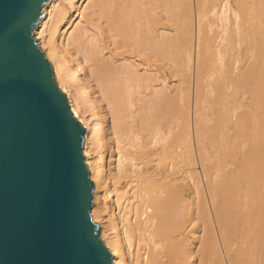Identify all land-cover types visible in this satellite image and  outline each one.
Wrapping results in <instances>:
<instances>
[{
	"label": "bare ground",
	"instance_id": "6f19581e",
	"mask_svg": "<svg viewBox=\"0 0 264 264\" xmlns=\"http://www.w3.org/2000/svg\"><path fill=\"white\" fill-rule=\"evenodd\" d=\"M263 3L264 1L262 5H264ZM260 6L261 1L259 0H52L50 3L44 5L43 11L45 14L35 27L34 34L39 41L41 49L52 64L57 85L66 94L73 114L86 129L84 147L85 160L90 171L91 180L95 184L93 191L94 206L92 208V218L101 225L100 236L105 246L113 253L114 264H226L227 261H223L221 255L218 257L216 252L218 239L210 210H208L209 206L206 207L204 205L205 207H203V205H201L202 201L203 204L207 202L204 203L205 200L201 195L200 185L198 184L201 182L198 180L200 173L196 168L197 159L194 156L195 153L192 151V147L194 148V146H192V138H199L197 135V137H195V134L199 131L195 132V129H192L190 132L192 134L189 133L190 135L188 134L190 130L188 132L186 131L187 133L184 132V134L188 135L187 138H190V140L186 138L188 142H183L180 131L185 128L186 123V126L188 124L190 125V123H188L189 118L187 120L186 117L185 124L182 125V122H179L177 114H174L175 117H169L168 104L171 102L168 100L170 98L167 93V72L169 73L168 67L170 63L174 65L177 70L172 72H179L178 77H184L185 75L180 76V74L183 75L185 71H189L188 68L190 65L194 67L193 64L195 63L196 66L194 69L196 74L201 72L204 66L207 65L208 67L210 62L213 65V59L216 60L215 58H217L216 61L221 63L224 51L227 50L226 48L232 45V48L236 51L237 45L242 44L243 37H249V29H246L248 24L253 22L252 26L255 24L257 27V24L263 22L260 21L261 19L259 18L261 14L257 13L255 15V12L261 11H259ZM261 18L263 19L264 17L261 15ZM256 19H259L258 22ZM254 20L256 21L255 23ZM212 28H215V31H213ZM252 28H250V30ZM254 29L257 30L255 27ZM257 33H259V29ZM252 40L253 36L251 38V41ZM252 42L254 44L257 43V46L260 45L259 41L254 42L253 40ZM250 44L252 43L250 42ZM262 44L264 43L262 42ZM255 50L256 49H254L253 53H256ZM259 50L261 52V49ZM231 52H229V54H231ZM262 52L264 51L262 50ZM232 53H234V51ZM225 54L224 56H226ZM248 56L250 57V55ZM232 58L233 57H231V61ZM256 59H258V57ZM256 61L257 60L254 62ZM258 63L261 64L257 61V64ZM209 68H211V66H209ZM253 68L256 70L258 69L257 66ZM218 69L215 68L217 71ZM191 70L192 69H190V72ZM215 70L213 68L211 71L216 73ZM231 70L230 72L229 70L226 71L229 72V74L227 73L228 75L225 74L230 76ZM236 70L238 71L237 68ZM249 70L250 69H248V71ZM206 71L208 70L206 69ZM219 71H221V69ZM251 71L247 74V69L245 68L244 73L247 75H243L242 78H240L239 85L244 84L245 81L248 80V75L249 79L252 78L250 75H254V73H250ZM191 73L192 77L189 75V78L193 79V71ZM232 73L234 74L235 72ZM256 73L254 76H257ZM196 74L195 76H197ZM175 75L177 77L178 74ZM211 75L214 77L213 73H211ZM263 75L264 74L260 76L263 77ZM199 76L198 78L195 77V80H193L195 83L198 82L195 84V88H199L201 81L203 82L205 79L204 77L199 83L198 79H201ZM234 76L236 77V75ZM206 79H209V77ZM233 79L234 78H232V80L230 79L228 82L232 83ZM188 81L192 80L188 79ZM204 83H207V81H204ZM204 83L203 85L205 86ZM262 84L264 85V83L261 82V85ZM189 85L190 84H188V86ZM197 85L199 86L197 87ZM196 91L200 92L198 89L195 90V92ZM235 91L238 92V90ZM256 92H258V90ZM197 95L199 96V93ZM231 97L233 98V96ZM186 100L190 102L189 99ZM254 100L256 101V99ZM260 100H262V97ZM257 102L259 101L257 100ZM238 103L242 104L240 102ZM183 106L185 107V104ZM188 107L186 109H188ZM238 108L240 107L238 106ZM189 111L191 110L189 109ZM251 111L250 109V112ZM257 111H259V109H257ZM186 112L183 113L182 117L186 115ZM227 112H229L228 109ZM192 113H194L193 115L196 114V112L193 111ZM261 113L262 112H260V116L262 117ZM222 114L223 113H221V115ZM226 115H222V117L226 118ZM230 118L231 116L226 118L229 120L228 124L224 121L226 125H230L232 120H230ZM183 119L181 120L183 121ZM236 119L238 118L236 117ZM246 120L250 119L244 116L243 121ZM237 121L239 122V119ZM238 122L236 123L235 121L236 126L237 124L239 125ZM243 124L245 125V123ZM243 124L240 123L241 127ZM181 125L182 128H180ZM254 126L256 128V125ZM190 127L191 126H189V129ZM186 128L185 130H187ZM217 129H219V127ZM205 134L207 133L205 132ZM196 143L199 145L201 144V142ZM232 143L234 144V142ZM226 147L228 148V146ZM232 148H234V146ZM201 155L202 154H200V156ZM235 156L238 158L237 154ZM251 160H255L254 162H256V159L253 160L252 158ZM219 164L218 169L222 168ZM237 165L239 166V164ZM249 165H251V163ZM215 166L214 168L213 166L211 167L213 171L216 169ZM243 167L245 168L246 166ZM262 167H260V169ZM250 168L252 169V166H250ZM218 169L214 171V173L217 172L219 174L220 170L218 171ZM248 169L249 168H247V170ZM260 169L259 171L262 176L258 173V175H260V177L258 176L260 180L258 177L256 180H258V184H260L259 181H263V183L258 185V187L254 183L255 181L253 182L258 188L264 186V173L261 172L262 169ZM247 173L248 172H246V174ZM255 173H253L254 176H257ZM223 176L221 175L222 178ZM219 177L217 176V180H220V182H216L221 183L222 178L220 179ZM235 177L238 178V176ZM261 178L263 180H261ZM212 179L213 178H211L210 181ZM250 179H252V177ZM249 180L247 181L249 182ZM253 180H250V182ZM219 183H215V185ZM230 184L231 187L233 184L232 182ZM226 185L227 184L223 186ZM230 187L228 186V188ZM233 187H237V185H233ZM235 189L233 188V190ZM208 190L210 191L211 189ZM216 190H214V193H211L212 195L214 194L215 199L217 198V194L215 195ZM229 190L232 189L230 188ZM237 190H239V187ZM259 190V192L255 193H259L258 195H260V192L262 193L263 191L262 195L264 196V190H261V188ZM227 192H225L226 198L227 195L229 196ZM200 197L202 198L201 204L199 202L201 200ZM210 197L213 198L212 196ZM261 199H263V197ZM216 200L218 201V198ZM217 201L213 199L212 202L216 203ZM220 201L223 202V200ZM220 201L219 205L223 206L225 201L222 205ZM261 201L262 200H260V204ZM250 202L251 201H249V203ZM216 204H218V202ZM232 204H230L231 207L238 203ZM251 204L248 205L252 207ZM220 206H218V209ZM261 206L262 204L259 207ZM215 208H217V206ZM224 208H220L219 210ZM245 209L248 208H244V210ZM258 209L259 208H257V210ZM261 209L263 210V208ZM217 211L218 210H216L215 213L218 215L219 212L217 213ZM226 211H228L227 208ZM230 211L229 214L231 213ZM248 211L246 210V212ZM250 212H248V216L246 215L247 218L249 221L250 219L255 220L252 221L253 223L251 225H248L252 227V225L256 223L258 227L256 231H259V228L262 227H260L262 221L264 222V216H259V214L257 217H254L255 214L252 215L253 212ZM234 213L236 212L233 211V214ZM249 214H251L252 217ZM218 217L222 216L218 215ZM218 217L216 216L217 219ZM224 220L225 218H223V221ZM231 220L233 221V219ZM241 220L242 219H240V221ZM243 221L241 222L244 223ZM245 224L244 227L246 228L247 225L245 226ZM222 225L223 224H221V226ZM223 226H225V224ZM241 226H243V224ZM227 227L229 228L232 226ZM219 229L221 230L222 228L219 227ZM225 229L226 227L222 230L224 231ZM252 229L254 230V227H252ZM222 230L220 231L221 235L222 233L226 234V230L225 232H222ZM229 232L232 236L233 233H231V231ZM260 232H263V230L261 231L260 229ZM219 233L218 235L220 236ZM224 234L222 236L225 237H222L223 239L220 240L224 241L226 247L231 246V244L229 245L230 241L227 240L229 237ZM256 234H258V232ZM243 235L244 234H242V236ZM260 235L262 234L260 233ZM245 236H247V234ZM260 239L264 240V237ZM260 239H258V243ZM239 241L241 242V240ZM252 242H254V240ZM263 242H260V244L264 245ZM256 246L254 248H256ZM259 246L260 245H258V247ZM222 247L225 246L222 245ZM229 248L230 247L227 248L228 251H225L228 255L225 256L229 258H227L229 264L247 263L246 261L242 263L239 258V255L242 253H239L238 250L239 255L234 254L238 257H235L236 259L233 258L234 256L229 254L233 251L229 252ZM257 250L260 252L259 250L263 249L260 248ZM258 252L256 251L254 254L252 252V256L255 257V254L257 255ZM218 254H220V252ZM250 254L251 252H249L247 258L249 257L251 259L252 256H250ZM262 254H264V252H262ZM257 258L259 259L260 257ZM258 261H255L254 258L251 264H258ZM262 262V264H264V261Z\"/></svg>",
	"mask_w": 264,
	"mask_h": 264
},
{
	"label": "water",
	"instance_id": "95a60500",
	"mask_svg": "<svg viewBox=\"0 0 264 264\" xmlns=\"http://www.w3.org/2000/svg\"><path fill=\"white\" fill-rule=\"evenodd\" d=\"M52 0H0V264H114L92 219L85 127L35 27Z\"/></svg>",
	"mask_w": 264,
	"mask_h": 264
},
{
	"label": "rangeland",
	"instance_id": "374dc122",
	"mask_svg": "<svg viewBox=\"0 0 264 264\" xmlns=\"http://www.w3.org/2000/svg\"><path fill=\"white\" fill-rule=\"evenodd\" d=\"M259 1H261V6L263 7H261L260 6V8H259V11L260 12H255V15L258 13V14H261L263 17H264V5H262V2L264 1V0H259ZM264 4V3H263ZM262 8V9H261ZM261 15H260V21H263V22H260L259 24H257L258 26L256 27V25L254 26L257 30L259 29V33H257V30H255L254 29V27L252 26V23L251 24H248L247 25V27H246V29H249V34H247V35H249V37H245V38H247L252 44H250V42L247 40V39H245L244 37H243V40H242V44H239V45H237V48H236V51H235V49H233L232 48V45L230 46V47H228V48H226L227 50H225L224 51V54L225 53H227V54H225L226 56H224V54H223V59H222V61H224V62H222L221 61V63H219L218 61H216L217 60V58H215L216 60H214L213 59V65L211 64V62H210V65H208V67H207V65L206 66H204L203 68H202V70H201V72H198L197 74H196V72H195V69H194V67L196 66V63L195 64H193L194 65V67L192 66V65H190V67L188 68L189 69V71L187 70V72L185 71V73L183 74V75H181L180 74V76H184V77H178L179 76V72H174L175 74H178L177 75V77H176V75L172 72V71H177L176 70V67L174 66V65H172L171 63L169 64V67H168V71H169V73L167 72V81H166V84H167V93H168V96H169V98L170 99H168V100H170V102L171 103H169L168 104V112H169V117H172V116H174L175 117V115L177 114L178 115V117H179V122H182L181 124L183 125V124H185V120L187 119L188 120V118H189V122L188 123H190V125L188 124L187 126H186V124H185V128L187 129V130H185V128H183L182 129V131H180L181 132V139L183 140V142H188L187 141V136L188 135H186V134H184V132H188L189 130V132H188V134L191 132V130L192 129H195V132L197 131H199L198 133H196L195 134V137H197V136H199V138L197 137V139H193L192 138V146H194V148L192 147V151H194L193 153H195L194 154V156L196 157V162H197V166H196V168L198 169V172L200 173V176L198 177V180H200L201 182L200 183H202V184H200V183H198L199 185V187H200V190H201V195L203 196H201L200 194V196L205 200L204 201V203L205 202H207L206 204H203V201H202V198L200 197V204H201V201H202V204L201 205H203V207H207V206H209V208H208V210H210V213H211V218H212V221H213V223H214V226H215V230H216V235H217V239H218V247L216 248V252H217V255H218V257H219V255H221V257L223 258V261H227L226 262V264H229V261L227 260V258L228 257H226L225 255H227V253L225 252V251H228L227 250V248L228 247H230L229 248V252L231 251H233L232 253H229V254H231L232 256H234L233 258H235V257H238V256H236V255H239L238 254V251H239V253H242V254H240L239 256V258H240V260L242 261V263L244 262L245 263V261L247 262V263H249V264H251V262L253 261V259L255 258V261H258V260H260V261H258L257 263L258 264H262L263 262L262 261H264V260H262V259H264V254H262V252H264V248H262V247H264V245H262V244H260V242L262 243L264 240H261L260 238L261 237H264V234H263V232H264V222L262 221V224L260 225V227L261 228H259V231L257 230L256 231V229H258V227H257V224L255 223V225H252V227H254V230L252 229V227L251 226H249V225H251L253 222L252 221H254V220H252V219H250V221H249V219L247 218V216H248V212H250V213H252V215H254V217L256 216H258L259 214V216H264V196L262 195V193H263V191H262V193L260 192V195H258L259 193H255V192H259L260 190V188H261V190L263 189L264 190V186H262V187H260V188H258L259 186L258 185H261V183H263V181H259L260 182V184H258V180H256V178L259 176L260 177V175L262 176V174L260 173V171H259V169H260V167H262L263 166V158H264V146H263V144H264V141H263V137H264V130H262V129H264V115H263V113H264V85L262 86L261 85V82L262 83H264V75H263V77L262 76H260V75H262V74H264V71H263V69H264V59H263V57H264V52H262V50L264 51V44H262V42L264 43V18L262 19L261 18ZM257 20V22H258V20L259 19H256ZM256 21L254 20V23H255ZM259 25H260V27H259ZM262 25V26H261ZM250 26H252V27H250ZM248 27H250V28H252L251 30H250V28H248ZM216 28V27H215ZM215 28H212V30L213 31H215L214 29ZM263 28V29H262ZM216 29H218V28H216ZM262 29V30H261ZM218 31V30H217ZM216 31V32H217ZM247 32V31H246ZM252 33H253V35H252ZM256 35H257V37H256ZM34 36H35V34H34ZM251 36V37H250ZM252 36H253V40H254V42H257V41H259V43H260V45L262 44L263 45V47H262V45L260 46L259 44V46H257V43L256 44H254L252 41H251V38H252ZM260 36V37H259ZM256 37V38H255ZM36 38V37H35ZM37 40V39H36ZM245 40H247V41H245ZM37 42H38V44H39V41L37 40ZM245 42V43H244ZM247 42V43H246ZM244 43V44H243ZM40 46V45H39ZM238 47H239V49H238ZM262 47V48H261ZM254 49H256L255 51H256V53L254 52L253 53V51H254ZM259 49H261V52H260V50ZM230 50V51H229ZM234 51V53H232L233 51ZM258 50H259V52H258ZM43 51V50H42ZM231 52V54H229V52ZM249 52V53H248ZM43 53H44V51H43ZM247 53V54H246ZM253 53V54H252ZM45 54V53H44ZM233 54V55H232ZM255 54V55H254ZM228 55V56H227ZM230 55V56H229ZM248 55H250V57L248 56ZM46 56V55H45ZM244 56H245V58H244ZM254 56V57H253ZM256 56V57H255ZM259 56H260V58H259ZM227 57V58H226ZM231 57H233L232 58V61H231ZM239 57V58H238ZM258 57V59H256ZM262 57V58H261ZM47 58V57H46ZM249 58V59H248ZM48 59V58H47ZM230 61H229V60ZM235 59H236V61H235ZM241 59V60H240ZM253 59V60H252ZM238 60V61H237ZM255 60H257V61H259L261 64H257V61L256 62H254ZM263 60V61H262ZM49 61V60H48ZM234 61V62H233ZM50 62V61H49ZM226 62V63H225ZM236 62V63H235ZM51 63V62H50ZM218 63V64H217ZM232 63H233V65H232ZM240 63V64H239ZM257 64V65H255V64ZM216 64H217V66L219 67V69H218V67L216 66ZM236 64V65H235ZM253 66V67H256L257 66V70L255 69V68H253L251 65ZM223 65H224V67H223ZM258 65H260V66H258ZM171 66V67H170ZM192 66V67H191ZM209 66H211V68H209ZM220 66H222V67H220ZM231 66H232V68H231ZM245 66V67H244ZM207 67V68H206ZM228 68V69H226V68ZM260 67V68H259ZM170 68V69H169ZM175 70H174V69ZM213 68H214V70H215V68L216 69H218V71L217 70H215L216 71V73L214 72V71H211V70H213ZM230 68V69H229ZM236 68L238 69V71L236 70ZM242 68V69H241ZM245 68L247 69V74H249L248 72L249 71H251L250 73H254V75H255V73H256V71H257V76H254L253 74L252 75H250V77H252V78H250L249 79V75H248V77H247V79L248 80H246L247 81V83H246V81H245V83L244 84H242V85H239V81H240V78H242V76L243 75H247L246 73H244L245 72ZM173 69V70H172ZM190 69H192L191 70V72L193 71V79L192 78H189V75H190V77H192L191 76V72H190ZM206 69L208 70V71H206ZM209 69H210V71H209ZM221 69V71H223V72H221V71H219ZM223 69V70H222ZM232 69V70H231ZM248 69H250L249 71H248ZM225 70V71H224ZM229 70V72H230V70L232 71V72H235L234 74L231 72L230 74V76H227L228 74H229V72H226V71H228ZM234 70V71H233ZM236 70V71H235ZM244 70V71H243ZM254 70H255V72H254ZM206 71V72H205ZM243 73H242V72ZM210 72V73H209ZM217 72H218V74H217ZM241 72V73H240ZM199 73H200V76H199ZM204 73H206V74H204ZM211 73H213L214 74V77L211 75ZM220 73H222V74H220ZM227 75H226V74ZM261 73V74H260ZM174 74V75H173ZM188 74V75H187ZM195 74L197 75V76H195ZM203 74H204V76H203ZM208 74V75H207ZM217 74V75H216ZM224 74V75H223ZM239 74V75H238ZM206 75H207V77H206ZM223 77H222V76ZM233 75V76H232ZM234 75H236V77L234 76ZM173 76V77H172ZM198 76L201 78V79H198L199 80V83H200V81L202 80V79H204V77H205V79H204V81L206 82L207 81V83H204V81L202 82L201 81V85L203 86H201L200 84V86L199 85H197V87L199 86V88H195L196 86H195V84H197L198 82H197V80H196V82L197 83H195V81L193 82V80H195V77H197L198 78ZM203 76V77H202ZM221 76V77H220ZM239 76V77H238ZM253 76H254V78H253ZM259 76V77H258ZM209 77V79H206V78H208ZM226 77V78H225ZM227 77H229L231 80H232V78H236L235 80L233 79V82L232 83H230V82H228V81H230V79L229 78H227ZM257 77V78H256ZM260 77H262V78H260ZM190 80H192V81H188V79ZM196 78V79H197ZM211 78V79H210ZM224 78H225V80H224ZM239 78V79H238ZM182 81H181V80ZM237 79H238V81H237ZM257 79V80H256ZM224 80V81H223ZM227 80V81H226ZM188 81V82H187ZM251 81V82H250ZM258 81H259V83H258ZM227 82V83H226ZM235 82V83H234ZM187 83V84H186ZM203 83L205 84V86L203 85ZM238 83V84H237ZM248 83H250L251 84V86H250V84H248ZM252 83H254V84H252ZM188 84H190L189 86H188ZM260 84V85H259ZM181 85V86H180ZM246 86V87H245ZM59 87V86H58ZM229 87H230V89H229ZM249 87V88H248ZM252 87H254V88H252ZM60 88V87H59ZM178 88V89H177ZM187 88H188V90H187ZM202 88V89H201ZM200 90V92L198 91H196L195 92V90ZM249 89H250V92H249ZM191 91V94H190V91ZM229 90V91H228ZM235 90H238V92L237 91H235ZM248 90V91H247ZM258 90V92H256ZM233 91H235V92H233ZM241 91H243V92H241ZM254 91V92H253ZM187 92H189V93H187ZM241 92V93H240ZM199 93V96L197 95ZM230 93H232V94H230ZM235 93H237V94H235ZM260 93V94H259ZM185 94V95H184ZM242 94V95H241ZM196 95H197V99H196ZM233 96V98L231 97V96ZM177 96V97H176ZM180 96V97H179ZM190 96H191V98H190ZM238 98V100H237V98ZM184 97V98H183ZM257 97H258V99H257ZM262 97V100H260V98ZM174 98H176V99H174ZM179 98V99H178ZM181 98V99H180ZM189 99L190 100V102L188 101V100H186V99ZM229 99H230V101H229ZM254 99H256V101L254 100ZM173 100H176V101H173ZM195 100V101H194ZM199 100V101H198ZM257 100L259 101V102H257ZM178 101H179V103H178ZM197 101V102H196ZM228 101V102H227ZM236 101V102H235ZM260 101H261V103H260ZM181 102V103H180ZM187 102V103H186ZM189 102V103H188ZM197 104H196V103ZM238 102H240V103H242V104H239ZM255 102V103H254ZM176 103V104H175ZM247 103V104H246ZM256 103H257V105H256ZM175 104V105H174ZM185 104V107L183 106ZM228 104H230V105H228ZM237 104V105H236ZM239 104V105H238ZM170 105V106H169ZM182 105V106H181ZM190 105V106H189ZM194 105H196V106H194ZM200 107H199V106ZM227 105V106H226ZM249 105H250V107H249ZM189 106V107H188ZM238 106L240 107V108H238ZM188 107V109H186ZM230 108V110H229V108ZM174 108H175V110H174ZM193 108V109H192ZM199 108V109H198ZM252 110L251 112H250V109ZM255 108H257V109H259V111H257V109H255ZM179 111H178V110ZM189 109L191 110V111H189ZM197 109V110H196ZM220 109V110H219ZM221 109H223V110H221ZM227 109H228V111L229 112H227ZM231 109H232V111H231ZM187 112H186V111ZM195 110V111H194ZM173 111V112H172ZM186 112V115L184 116V117H182L183 116V113H185ZM189 111V112H188ZM192 111L193 112H196V116L195 115H193L194 113H192ZM233 111H236V112H233ZM192 114H191V113ZM226 112V113H225ZM260 112H262L261 113V115H262V117L260 116ZM181 113V114H180ZM218 113V114H217ZM221 113H223L222 115L224 116V115H226L227 117L226 118H229V116H231V118H230V120H231V122H230V125H226L225 124V122L224 121H226V123L228 124V121L229 120H227L226 118H224V117H222V115H221ZM225 113V114H224ZM229 113H230V115H229ZM233 113H234V116H233ZM249 113H250V115H249ZM259 113V114H258ZM175 114V115H174ZM232 114V115H231ZM181 115V116H180ZM215 115H216V117H215ZM218 115H219V117H218ZM236 115V116H235ZM252 115V116H251ZM256 115V116H255ZM246 117V118H248V119H250V120H246V121H243V117ZM251 116V117H250ZM181 117V118H180ZM187 117V118H186ZM233 117H234V119H233ZM236 117L239 119V122L237 121L238 119H236ZM258 119H257V118ZM184 118V119H183ZM186 118V119H185ZM216 118V119H215ZM219 118V119H218ZM222 118V119H221ZM241 118V119H240ZM254 118V119H253ZM255 118H256V120H255ZM181 119H183V121L181 120ZM196 120V121H195ZM241 120V121H240ZM254 120H255V123H254ZM260 120V121H259ZM262 120V121H261ZM195 121V122H194ZM198 121V122H197ZM223 121V122H222ZM235 121H236V123L238 122L239 123V125L237 124V126H236V123H235ZM248 121V122H247ZM251 121V122H250ZM184 122V123H183ZM197 122V123H196ZM222 122V123H221ZM240 123L241 124H243V123H245V125L243 124V126L241 127V125H240ZM257 123V124H256ZM259 123V124H258ZM263 123V124H262ZM247 124V125H246ZM249 124H250V126H249ZM256 125V128H255V126L254 125ZM182 125H181V127L180 128H182ZM193 125H194V128H193ZM202 127H201V126ZM221 125V126H220ZM252 125V126H251ZM189 126H191L190 127V129H189ZM200 126V127H199ZM204 126H205V128H204ZM224 128H223V127ZM228 126V127H227ZM230 126V127H229ZM219 127V129H217ZM263 127V128H262ZM252 128V129H251ZM201 129V130H200ZM241 129H242V131H241ZM249 129V130H248ZM256 129V130H255ZM227 130V131H226ZM251 130V131H250ZM226 131V132H225ZM255 131V132H254ZM186 132V133H187ZM205 132L208 134H205ZM248 132V133H247ZM252 132V133H251ZM204 133V134H203ZM213 133H214V135H213ZM245 133V134H244ZM258 133V134H257ZM262 133V134H261ZM184 134V135H183ZM190 134H192V133H190ZM189 134V135H190ZM229 134V135H228ZM231 134V135H230ZM248 134H250V135H248ZM257 134V135H256ZM259 134H260V136H259ZM197 135V136H196ZM242 135H244V136H242ZM262 135V136H261ZM193 136V135H192ZM211 136V137H210ZM232 138H231V137ZM249 136V137H248ZM251 136V137H250ZM194 137V138H195ZM242 137V138H241ZM249 139H248V138ZM184 138V139H183ZM187 138V139H186ZM218 138V139H217ZM229 138H231V139H229ZM186 139V140H185ZM207 139V140H206ZM235 139H237V140H235ZM252 139V140H251ZM188 140H190V138L188 139ZM195 140H197V141H195ZM206 140V141H205ZM225 140V141H224ZM228 140V141H227ZM246 140V141H245ZM204 141V142H203ZM218 141V142H217ZM234 142V144L232 143V142ZM240 141V142H239ZM196 142H201V144L199 145L198 143H196ZM229 142V143H228ZM255 142V143H254ZM205 143V144H204ZM216 143H217V146H216ZM219 143H221V144H219ZM231 143V144H230ZM261 143V144H260ZM196 145V147H195V145ZM223 144V145H222ZM251 144H253V145H251ZM239 145V146H238ZM251 145V146H250ZM256 145V146H255ZM261 145V146H260ZM223 146V147H222ZM225 146V147H224ZM226 146H228V148L226 147ZM234 146V148H232ZM238 148H237V147ZM253 146V147H252ZM258 146H259V149H258ZM221 147H222V149H221ZM236 147V148H235ZM250 147H251V150H250ZM262 147H263V150H262ZM216 148V149H215ZM228 150H227V149ZM231 148V149H230ZM208 149V150H207ZM224 149V150H223ZM248 149V150H247ZM252 149H253V151H252ZM258 149V150H257ZM216 150V151H215ZM236 150V151H235ZM239 152H238V151ZM250 150V151H249ZM256 150V151H255ZM261 150V151H260ZM206 151V152H205ZM209 151V152H208ZM213 151V152H212ZM221 151V152H220ZM222 151H224V152H222ZM230 151H231V153H230ZM241 151H243V152H241ZM245 151H247V152H245ZM251 151H252V153H251ZM255 151V152H254ZM201 152H203V153H201ZM237 154V156H238V158L235 156L236 154ZM238 152V153H237ZM260 152V153H259ZM228 153H230V154H228ZM263 155H262V154ZM200 154H202L201 156H200ZM228 156H227V155ZM239 154V155H238ZM241 154V155H240ZM243 154H244V156H243ZM253 156H251V155ZM255 154V155H254ZM258 154V155H257ZM207 155V156H206ZM217 157H216V156ZM246 155V156H245ZM248 155V156H247ZM208 157V158H207ZM247 157V158H246ZM255 157V158H254ZM226 158V159H225ZM233 158V159H232ZM244 158V159H243ZM253 158V160L254 159H256V162H254V161H252L251 159ZM260 158V159H259ZM202 161H201V160ZM208 161H207V160ZM229 161H228V160ZM250 159V160H249ZM218 160V161H217ZM234 160V161H233ZM249 162H248V161ZM205 161V162H204ZM253 163H252V162ZM204 162V163H203ZM209 162V163H208ZM234 162V163H233ZM241 162V163H240ZM217 163V164H216ZM220 163V164H219ZM251 163V165H249V164ZM215 164H216V166H215ZM218 164L220 165V167L222 166V168H220V169H218L219 167H218ZM222 164H224V165H222ZM237 164H239V166L237 165ZM243 164V165H242ZM253 164V165H252ZM259 164V165H258ZM105 165H106V160H105ZM240 165H241V167H240ZM256 165H258V166H256ZM213 166V168H214V166H215V168L216 169H214V171H217V169H218V171H219V174L217 173V172H215L214 173V171H213V168H211ZM243 166H246L245 168L243 167ZM250 166H252V169L250 168ZM257 168H256V167ZM225 167V168H224ZM243 167V168H242ZM256 168V170H255V168ZM264 167V166H263ZM261 168L260 170H261V172H263L264 173V168ZM204 168V169H203ZM239 168V169H238ZM247 168H249L248 170H247ZM224 169V170H223ZM241 169V170H240ZM244 169V170H243ZM223 171V172H222ZM90 172V171H89ZM206 174H205V173ZM208 172H210V173H208ZM226 172H227V174H226ZM235 172H237V173H235ZM246 172H248L247 174H246ZM256 172V173H255ZM203 173V174H202ZM220 173H222V174H220ZM234 173V174H233ZM243 173V174H242ZM253 173H255V174H257V176L255 177L254 176V174ZM258 173L260 174V175H258ZM226 174V175H225ZM228 174H231V175H228ZM238 174V175H237ZM221 175L223 176V178L221 177ZM250 175V176H249ZM264 175V174H263ZM217 176L221 179V183H219L220 182V180H217L218 178H217ZM226 176H227V178H226ZM234 176V177H233ZM235 176H238V178L237 177H235ZM244 176V177H243ZM230 177V178H229ZM231 177H233V178H231ZM241 178V180H240V178ZM248 177V178H247ZM252 177V179H250ZM258 177V179L260 180V178ZM211 178H213L211 181H210V179ZM226 180H225V179ZM255 178V179H254ZM263 178H264V176H263ZM208 179V180H207ZM229 179H231V180H233V181H231V180H229ZM236 179V180H235ZM253 180V181H251L252 182V184H251V182H250V180ZM225 180V181H224ZM227 180H228V182H227ZM247 180H249V182L247 181ZM261 180H263L262 178H261ZM211 183H210V182ZM216 181H219V182H216ZM223 181V182H222ZM238 181V182H237ZM242 181V182H241ZM246 181H247V183H246ZM255 181V182H254ZM199 182V181H198ZM205 182V183H204ZM209 182V183H208ZM214 182V183H213ZM232 182V184L234 185V186H236L237 185V187H233V185L230 187V183ZM239 182H241V183H239ZM258 186H256L254 183ZM257 182V183H256ZM215 183H219V184H216L215 185ZM227 184L226 186H223V185H225V184ZM235 183V184H234ZM212 184V185H211ZM230 184V185H229ZM248 184H249V186H248ZM95 185V184H94ZM202 185V186H201ZM211 185V186H210ZM213 185H214V187H213ZM217 185H218V187H217ZM220 185V186H219ZM245 185V186H244ZM251 185V186H250ZM264 185V184H263ZM228 186L232 189V190H229L230 188H228ZM242 186H244V187H242ZM221 189H220V188ZM238 187H239V190H237L238 189ZM251 187V188H250ZM257 187V188H256ZM204 188V189H203ZM215 188V189H214ZM225 188V189H224ZM233 188L235 189V188H237V189H235L236 191H238V192H236L235 190H233ZM245 188H247V189H244ZM199 189V188H198ZM208 189H211L210 191L208 190ZM217 189V190H216ZM203 190V191H202ZM208 190V191H207ZM214 190H216V193H215V195L217 194V198H218V201L214 198V194L212 195L211 193L213 192H215ZM252 190V191H251ZM218 191V192H217ZM223 193H222V192ZM228 191V192H227ZM230 191V192H229ZM233 191V192H232ZM225 192H227V194H229V196L227 195V198H226V193ZM235 192V193H234ZM200 193V192H199ZM211 195H210V194ZM212 196L213 198H211L210 196ZM220 194V195H219ZM231 194V195H230ZM235 196V195H237V196H233V195ZM245 194V195H244ZM242 197H240V196ZM249 195V196H248ZM252 195V196H251ZM256 195V196H255ZM219 196V197H218ZM222 196V197H221ZM260 196H262L263 197V199H261L262 197H260ZM210 197V198H209ZM224 197V198H223ZM228 197H229V199H230V202H229V199H228ZM235 199H234V198ZM237 198V199H236ZM246 198V199H245ZM255 198V199H254ZM211 199V200H210ZM213 199L215 200V201H217L218 202V204H216L215 202L213 203L212 201H213ZM226 199H227V201H226ZM232 199V200H231ZM240 200V202H239V200ZM248 199H250V200H248ZM256 199H257V201H256ZM262 200L261 201V204H262V206L261 207H259L261 204H260V200ZM220 200H223V202L225 203H223V202H221ZM234 200V201H233ZM238 200V201H237ZM219 201H220V204L222 205V204H224L223 206L225 207H223V206H220L219 205ZM231 201H232V203L233 204H235L236 202L238 203L237 205L235 204V205H233L232 203H231ZM236 201V202H235ZM245 203V204H247V205H245L243 202ZM246 201V202H245ZM249 201H251L250 203H249ZM212 203V204H211ZM252 203V204H251ZM216 204V205H215ZM230 204H232L233 206L231 207V205ZM242 204V205H241ZM251 204L252 205V207H250L249 205ZM205 205V206H204ZM213 205H215V206H213ZM227 205V206H226ZM230 205V206H229ZM239 205V206H238ZM241 205V206H240ZM93 206H94V202H93ZM213 208H212V207ZM217 206V208H215ZM218 206H220V208H224V209H221V210H219L218 209ZM245 206V207H244ZM256 206V207H255ZM258 206V207H257ZM202 207V206H201ZM239 208V209H237V208ZM93 208V207H92ZM212 208V209H211ZM226 208H227V210L228 211H226ZM234 208V209H233ZM236 208V209H235ZM243 208V209H242ZM244 208H248L249 209V211H248V209H245L244 210ZM257 208H259L258 210H257ZM261 208H263V210L261 209ZM230 209H231V211H230ZM251 209V210H250ZM216 210H218L217 211V213H218V215L219 216H222V217H218V215L215 213L216 212ZM222 210H224V211H222ZM241 210V211H240ZM246 210L248 211V212H246ZM229 211L231 212L230 214H229ZM233 211H235L236 213H234L233 214ZM238 211V212H237ZM244 211V212H243ZM261 211V212H260ZM222 213H224V214H222ZM241 213V214H240ZM238 214V215H237ZM228 215V216H227ZM237 215V216H236ZM247 215V216H246ZM249 215H251V214H249ZM252 215H251V217H252ZM216 216L218 217V219L216 218ZM232 216V217H231ZM214 217V218H213ZM253 217V218H254ZM223 218H225V220H226V223H225V220L223 221ZM235 218V219H234ZM242 219L241 221H243V219H244V223H242L241 221H240V219ZM93 219V218H92ZM222 219V220H221ZM228 219V220H227ZM231 219H233V221L231 220ZM238 219H239V222H241V223H239L238 222ZM218 220V221H217ZM94 221V220H93ZM222 221H223V223H222ZM248 221V222H247ZM95 222V221H94ZM245 222H246V224H245ZM96 223H98L99 225H100V223L99 222H96ZM235 225H234V224ZM238 223V224H237ZM219 225V227L220 228H225L226 227V234H224V233H222V235L224 234V235H227L229 238L227 239V240H229L230 242H232V243H230L229 242V245L231 244V246H228V247H226V245H225V243H224V241L223 240H220V239H223L225 236H222L221 235V230L219 229V227H218V225ZM221 224H225V226H221ZM227 224V225H226ZM230 224V225H229ZM243 224V226H241ZM244 224H245V226H246V228L244 227ZM249 224V225H248ZM237 225V226H236ZM227 226H232V227H227ZM218 227V228H217ZM257 227V228H256ZM234 230H233V229ZM242 228V229H241ZM245 228V229H244ZM220 231H219V230ZM227 229H228V232H227ZM237 229H238V231H237ZM251 229V230H250ZM260 229H261V231L263 230V232H260ZM100 230H101V225H100ZM225 230L223 231L222 230V232H225ZM248 230V231H247ZM229 231H231V233H233L232 234V236H231V234H230V232ZM246 231V232H245ZM220 232V233H219ZM237 232H238V234H237ZM250 232V233H249ZM258 232V234H256ZM218 233L220 234V236H221V238H220V236L218 235ZM251 233H253V234H251ZM260 233L263 235H260ZM228 234H230V235H228ZM238 235V236H236V235ZM242 234H244L243 236H242ZM247 234V236H245ZM251 234V235H250ZM254 234H255V236H256V238H255V236H254ZM234 236H235V239H234ZM240 236V237H239ZM252 236V237H251ZM101 237V236H100ZM223 237V238H222ZM244 237V238H243ZM246 237V238H245ZM252 239H251V238ZM254 237V238H253ZM259 237V238H258ZM227 238V237H226ZM241 240V242H242V244H241V242L239 241V240ZM246 239V240H245ZM253 241L254 240V242H255V244H254V242H252L251 240ZM255 239H256V241H255ZM258 239H260L259 241V243H258ZM263 239V238H262ZM101 240H102V237H101ZM225 241H227L226 239H224ZM234 240V241H233ZM238 241H239V243H238ZM102 242L104 243V241L102 240ZM223 243V244H221V243ZM245 242V243H244ZM246 242H247V244H246ZM257 242V243H256ZM226 243H228V242H226ZM249 243V244H248ZM264 243V242H263ZM105 244V243H104ZM240 244V245H239ZM222 245H224L225 247H222ZM249 246V248H248V246ZM251 245V246H250ZM256 246V248H254L255 246ZM258 245H260L259 247L261 248V249H263V250H259L260 252H258V250L257 249H260L259 247H258ZM234 248H233V247ZM254 246V247H253ZM247 247V248H246ZM108 248V247H107ZM224 248H226V249H224ZM231 248H232V250H231ZM240 248H241V250H240ZM254 248V249H253ZM109 249V248H108ZM217 249H219V250H217ZM110 250V249H109ZM223 250H224V252H223ZM238 250V251H237ZM246 250H250V251H246ZM252 250V251H251ZM258 252V254L257 255H259V256H257L256 254H255V257L254 256H252L253 254H254V252ZM220 252V254H218ZM247 252V253H246ZM249 252H251V254H250V256H252L251 257V259L248 257L247 258V256H249L248 254H249ZM252 252H253V254H252ZM260 253V254H259ZM234 254H236V255H234ZM247 254V255H246ZM224 256V257H223ZM228 256V255H227ZM217 257V256H216ZM257 257H260L259 259L257 258ZM231 258V257H230ZM244 258V259H243ZM225 259V260H224ZM229 259V258H228ZM236 259V258H235ZM233 260V259H232ZM247 260H251V261H247ZM231 261V260H230ZM246 263V264H247Z\"/></svg>",
	"mask_w": 264,
	"mask_h": 264
}]
</instances>
